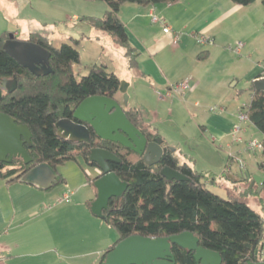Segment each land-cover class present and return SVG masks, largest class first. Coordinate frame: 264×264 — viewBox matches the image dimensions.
<instances>
[{"label":"rangeland","instance_id":"1","mask_svg":"<svg viewBox=\"0 0 264 264\" xmlns=\"http://www.w3.org/2000/svg\"><path fill=\"white\" fill-rule=\"evenodd\" d=\"M171 5L161 3L155 7ZM175 9L184 10L181 4L175 5L171 12ZM211 9H215L212 15ZM106 10V4L99 0H0V35L3 31L26 33L33 29L47 37L56 48L70 43V36L76 37L80 55L79 63L73 68L76 80L86 76L93 65L105 64L120 82L128 84L129 106L141 110L143 120L170 143L173 153L194 170L216 176L214 183L206 182L210 191L223 199L231 195L241 198L245 185L230 181L228 174L238 179L257 176L264 182V170L260 168L264 166V155L259 150H246L249 142H261L262 134L249 121L238 119L251 99L253 84L249 73L255 67L264 73V6L261 0H254L247 6L234 5L230 0H203L197 7L186 8L178 14L175 21L180 28L170 33L179 36L177 46L184 48L168 53L167 60L175 66L174 76L184 75L182 78H188L192 85L194 81L200 84L192 93L187 90L183 97L167 99H159L136 69L127 68V61L114 42L91 36L80 39L82 29L88 28L82 23L84 18H101ZM220 13L223 15L207 28V32L197 33L194 26L201 19L211 20ZM74 16L77 21L73 20ZM210 35L216 38L218 50L207 58L204 52L210 47L200 45L197 37ZM26 36L28 34L19 37ZM237 43L242 44L240 55L230 50ZM120 100L123 101V95ZM214 113L239 127V133L225 139L217 138L213 128H218L205 124ZM240 164L244 169H240ZM94 170L81 157H76V161H68L55 169L64 182L43 191V214L47 212L44 207L52 206L46 216L55 212L50 217L63 221L56 233L47 230L46 236L53 235L48 237L53 240L51 247L54 253L65 255L61 259L64 264H99L100 252L118 239L117 231L93 216L88 207V202L91 204L96 197L93 184L87 180V176L91 180L95 177ZM258 186L254 184L250 188L257 192ZM63 194H67L70 201L54 205ZM260 198L264 200V190ZM246 201L257 206L264 216L255 197L248 196ZM261 258L264 261V239Z\"/></svg>","mask_w":264,"mask_h":264},{"label":"trees","instance_id":"2","mask_svg":"<svg viewBox=\"0 0 264 264\" xmlns=\"http://www.w3.org/2000/svg\"><path fill=\"white\" fill-rule=\"evenodd\" d=\"M106 4L107 10L101 18H84V23L109 35L125 57L129 68L137 67L138 53L130 45L126 29L118 17L120 7L134 4L143 7L157 4H174L178 0H99ZM232 4L247 6L254 0H230ZM264 6V0H261ZM264 27V23H263ZM9 33L0 35V113L6 114L15 122L26 125L31 135L30 146L24 145L30 162L25 164L21 158L11 163L0 161V179L6 184L19 179L40 164H47L54 171L57 166L81 157L89 162V152L100 148L112 153L119 163H109V169L127 189L120 202H109L105 212V223L118 233L115 243L100 255L99 264L116 243L130 236L144 238H167L184 232L193 234L199 246L219 253L221 264H248L263 261L261 248L264 239V216L257 206L246 199L253 196L264 212V200L249 188L252 176L239 181L245 185L241 198L231 195L226 199L210 191L206 182H215L210 172L196 171L187 163L180 164L172 154L165 155L161 162L148 166L141 156L118 143L101 140L89 128L90 140L86 143H71L61 140L56 134L55 124L61 119H71L73 111L89 97L115 99L120 79L109 72L104 64L93 65L88 74L76 80L74 66L79 63L78 40L53 47L51 41L38 33L30 34L28 42L34 43L49 52L51 72L35 76L15 62L4 50L3 44ZM15 78L16 89L5 93L1 89L3 80ZM127 120L143 133L147 141L157 136L148 132L142 112L137 107L122 109ZM248 121L262 134L261 144L264 155V93L252 86L251 99L244 110ZM168 167L179 172L185 180L169 181L160 174ZM264 170V166H260ZM88 182L92 183L87 176ZM59 182H64L60 178ZM257 190V188H256ZM174 264H199L193 252L177 246L171 247Z\"/></svg>","mask_w":264,"mask_h":264},{"label":"water","instance_id":"3","mask_svg":"<svg viewBox=\"0 0 264 264\" xmlns=\"http://www.w3.org/2000/svg\"><path fill=\"white\" fill-rule=\"evenodd\" d=\"M3 50L24 69L35 76L47 75L50 54L40 46L15 40L12 34L3 44ZM254 90L264 93V74L252 80ZM128 84L120 82L119 93L123 95V104L127 105ZM1 89L11 93L16 89L15 78L3 80ZM57 136L71 143H86L90 140L89 128L97 138L130 149L142 157L148 165L161 162L168 153H173L171 147H163L162 140L155 138L147 141L141 131L136 129L126 118L122 106L114 99L106 97H89L83 100L73 111L71 119H61L55 124ZM31 135L26 125L15 122L6 114L0 113V161L11 163L15 158H21L25 164L30 159L24 145L30 146ZM89 162L95 165L96 190L95 200L89 209L93 216L105 221V212L109 211V202H120L127 189V184L121 182L109 169V163H119L120 160L109 151L93 148L89 152ZM160 174L167 180L183 181L185 178L177 171L168 167L162 168ZM260 178L253 177L251 185H259ZM60 177L47 164H40L24 174L19 182L47 190L58 184ZM261 188V187H260ZM177 246L193 252L194 260L199 264H221L219 253L199 246L198 239L189 232L167 238H144L130 236L115 244L101 264H174L171 247ZM248 264H264V261Z\"/></svg>","mask_w":264,"mask_h":264},{"label":"crops","instance_id":"4","mask_svg":"<svg viewBox=\"0 0 264 264\" xmlns=\"http://www.w3.org/2000/svg\"><path fill=\"white\" fill-rule=\"evenodd\" d=\"M202 1L203 0H178L168 8L155 6L143 7L139 5L132 6L134 4H124L120 7L118 17L126 29L130 45L138 53L137 67L133 69H136L140 75L150 83L152 87L151 92L153 94L155 93L159 99H167L166 92L172 85L184 79H188L182 78L184 75L174 76L173 71L175 66L167 60L168 53H171L176 49H182L183 51L184 48L171 46L169 44V41L173 36L170 31L174 32V30L180 28L175 21V19L178 18V14H182L186 8L197 7L202 4ZM180 4L181 6L183 5L184 10L179 11L175 9V12H171L175 5ZM150 9H153L154 12L162 18L161 20L164 22V25L170 31H167L160 23H151L150 18L148 17ZM211 10L212 13H210V15L215 12V9ZM222 15L223 13L215 14L214 18L211 20H208V17L201 19L197 26H194L195 30L198 31L197 33L207 32V28ZM73 20L77 21V17L74 16ZM146 21L149 25H147ZM84 25L88 28L87 30L86 28L82 29L80 32V39L91 36L104 41H108L107 39H109V41L114 42L109 35L92 28L86 23H84ZM184 27H186V24H184ZM3 32L12 34L14 39L19 41H27L29 35L33 33H38L45 37L39 31H34L33 29L27 30L26 33H18L17 31ZM23 34H28V37L20 38L19 36ZM70 38L77 40L76 37L70 36ZM210 38L214 39V44L209 46L210 49L204 52V57L207 58L210 57L212 52L218 50V47L215 44L216 38L211 35ZM121 51L123 57H125L122 49ZM125 59L127 61V68L130 69L128 59L126 57ZM258 70L259 68H252L251 73H249L251 75V80L264 74L260 73ZM199 84L198 81H194L193 85L191 84L190 89H188L190 91L189 93L194 92L195 89L199 87ZM121 96L122 95L118 92L114 100L122 106V109L130 107L129 103H127V105L123 104V101L120 100ZM216 116L217 115L214 113L211 117L207 118L205 124L207 125V123H210V127L218 128H213V132L217 138L225 139L227 137H233L239 133L237 132L234 134L232 132L234 125L229 120ZM145 125L150 134L155 135L157 136L156 138L162 140V146L170 147V143L159 134L157 129L152 128L150 123L145 122ZM210 130H212V128H210ZM172 154L178 159L180 164L186 163L182 162L176 153ZM228 178L232 182H240V179L230 174H228ZM47 190H40L35 186L27 185L19 181L12 184H6L0 179V252L3 256L0 264H64L61 259H64L65 255L54 253L55 250L51 247L53 240L48 237H53V235L46 236L47 230L56 233L63 224L62 219L50 217V215L53 216L55 212H51L52 214L46 216L47 213H50L53 209L52 206L44 207L47 212L43 214V191ZM257 192H261L260 186L257 187ZM64 195L67 194H63V196ZM59 200H57L54 205L64 203L62 201L59 202ZM89 206L90 201L88 202V207ZM112 244L113 243L108 244L105 249ZM105 249L100 252V255Z\"/></svg>","mask_w":264,"mask_h":264},{"label":"built area","instance_id":"5","mask_svg":"<svg viewBox=\"0 0 264 264\" xmlns=\"http://www.w3.org/2000/svg\"><path fill=\"white\" fill-rule=\"evenodd\" d=\"M148 17L150 18L151 23L156 24V23H160L162 24L165 29L167 31H170L165 25L164 22L162 20H159L156 15L154 14V10L150 9L149 13H148ZM198 43L202 46H211L214 44V39L210 38V37H204V36H198L197 37ZM179 41V36L178 35H174L171 40L169 41V44L171 46H177V43ZM230 49V48H229ZM241 49H242V44L241 43H237L233 48H231L230 50L236 54V55H240L241 53ZM188 89H190V80L185 79L182 80L174 85H172L166 92V97L167 98H171L173 96H183L184 92H186ZM211 111L214 112V110L212 109ZM240 122H245L248 121L247 116L245 113H240L239 117H238ZM240 129L239 127H233L232 128V132L234 134H236L237 132H239ZM263 146L261 144V142H256V141H251L247 144L246 146V150L251 151V152H255L256 150L262 151ZM240 169H244L243 165L240 164L239 165ZM261 186H264V182L261 183ZM64 202V203H68L69 202V197L68 195H64L62 197L61 200H59V202ZM3 259V256L0 252V261Z\"/></svg>","mask_w":264,"mask_h":264},{"label":"flooded vegetation","instance_id":"6","mask_svg":"<svg viewBox=\"0 0 264 264\" xmlns=\"http://www.w3.org/2000/svg\"><path fill=\"white\" fill-rule=\"evenodd\" d=\"M163 147H166V146H163Z\"/></svg>","mask_w":264,"mask_h":264}]
</instances>
